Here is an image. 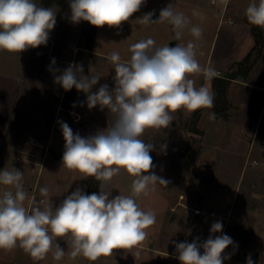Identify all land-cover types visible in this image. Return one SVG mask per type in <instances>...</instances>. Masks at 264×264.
Masks as SVG:
<instances>
[{
    "label": "clouds",
    "instance_id": "clouds-1",
    "mask_svg": "<svg viewBox=\"0 0 264 264\" xmlns=\"http://www.w3.org/2000/svg\"><path fill=\"white\" fill-rule=\"evenodd\" d=\"M145 2L70 0V20L74 24L86 21L95 27L119 28ZM153 15L154 10L137 20L142 25L166 22L176 41L182 39L191 23L183 12L175 10L173 3L160 10L158 20L153 21ZM245 16L250 24L264 28V0L250 3ZM55 24L54 8L38 6L35 0H0V51L21 53L46 45ZM189 31L195 40L202 39L201 27L192 26ZM196 49L197 44L191 40L186 46L177 43L174 47H157L154 39L147 38L130 45L127 61H122L120 53L114 51L106 59L114 65L115 86L110 90L103 84L96 92L91 89L101 76L85 75L83 66L77 64L60 71L52 67L56 63L53 58L49 71L60 73L54 76L55 83L65 91L75 88L87 93L90 110L99 106L111 115L106 129L87 137L74 134L67 123L58 122L65 141L62 166L83 177H94L100 191L87 195L78 187L53 208L49 189L41 187V203L45 206L28 209L24 203L28 195L23 172L15 167L0 170V185L6 189L0 196V249L11 251L19 246L34 261H41L55 247V261L67 255L95 262L100 257L112 256L114 249L137 248L147 239L146 230L156 223V214L144 210L138 199L149 196L157 185L167 187L169 181L151 171L154 165L150 153L156 146L146 143L142 136L147 129L169 128L173 114L180 110L191 114L214 107L212 89L206 84L197 86L192 77L202 75L210 81L218 78L220 72L212 65L202 66ZM208 118L215 120L216 113L209 112ZM160 148L164 151L166 145ZM121 170L134 178L131 195L110 198L112 180ZM222 228V223L215 222L211 233H220ZM58 238H67L70 251L60 247ZM198 241L199 237L191 243L175 245L180 264H223L230 258L222 255L234 243L228 235H210L203 243ZM246 264H253L251 256Z\"/></svg>",
    "mask_w": 264,
    "mask_h": 264
},
{
    "label": "rangeland",
    "instance_id": "rangeland-1",
    "mask_svg": "<svg viewBox=\"0 0 264 264\" xmlns=\"http://www.w3.org/2000/svg\"><path fill=\"white\" fill-rule=\"evenodd\" d=\"M169 3H173L175 10L183 12L191 21L184 30L182 39L177 43L186 46L190 40L193 41L197 44V60L201 65L206 62L217 28L214 20V11L217 8L215 3L212 0H146L140 10L134 13L129 21L123 22L119 28L107 25L95 27L89 24L85 29L87 34L84 42L90 49L77 51L72 64L82 65L85 75L101 76L99 82L91 89L92 92L98 91L103 84H107L110 90L115 86L114 65L106 59L110 53L119 52L122 61H127L130 58L128 51L130 45L147 38L154 39L157 47L166 44L170 47L176 46L172 44L174 33L166 22L142 25L137 20L153 10L160 13V10ZM227 19L228 16L224 18L225 22H228ZM192 26L203 29L202 39L195 40L192 37L189 31ZM219 40L218 47L212 52L214 59L219 52L221 39ZM27 52L26 50L18 53V56ZM56 54L57 51L53 53L51 51V58L42 59L38 64L39 59L34 58L35 53H32L27 72L30 73L33 69L35 72L37 70L40 72L42 69L40 66H45L49 71L52 66V56ZM55 62L52 67L60 71L68 67L64 63ZM238 69L237 63L231 71L223 75L228 76ZM33 77L34 81L30 89L34 94L37 91L39 93V98L35 99L33 107L41 109L43 114L28 115L25 122L29 123L32 118H36L42 128L46 124L52 125V120H56L61 156L65 141L58 122L67 123L70 128L74 126L73 133H79L82 137L94 135L106 129L111 123V115L106 108L101 110L97 106L90 110L87 107V93L77 91L75 88L65 91L59 84L49 83L44 74L38 77V82L35 80L36 77ZM192 78L197 86L207 85L203 83L202 75ZM27 85L29 87V84ZM25 87L26 84H23V92ZM228 89L220 100L214 99V105L219 109L215 120H210L208 113H216V108L202 109L198 118L195 112L188 114L183 110L173 114L176 118L172 122V127L182 128L186 132V146L183 151L169 155L170 148L167 146L161 151L164 128L159 129L160 139L155 142L149 140V135L154 133V129L146 130L144 141L154 143L156 146V150L150 153L154 165L151 171L169 181L167 187L157 185L149 196L138 199L144 210H152L156 214L155 228L146 230L147 239L137 248L114 249L112 256L100 257L92 262L93 264H100L102 260L104 264H154L153 253L156 250H159L157 254L161 258L167 255L175 257L177 243L184 241L191 243L197 237H199L198 242L203 243L210 235L215 238L222 234L228 235L234 242L222 254L230 256L223 261V264H246L247 258L255 252L259 254V261L253 264H264V112L258 124L251 129L236 124L233 116H237V99L234 97L235 93L229 95ZM76 96L82 100L85 97L84 109L79 108L81 114L79 123L73 120L69 111L74 106L80 105L81 99L77 100ZM157 142L162 144L156 145ZM133 179L121 170L112 180L110 198L119 194L131 195ZM41 187L49 188L50 195L55 191V194L65 197L78 187L87 195L99 194L100 191L99 182L94 177H83L79 172L70 170L63 172L58 180L47 178L46 175ZM215 222L222 223V232L211 233V226ZM66 240L67 238H58L57 243L65 251H70ZM54 251L55 247L40 264H89L90 262L85 261L83 256L71 258L67 255L62 260L55 261ZM202 253L203 249H201ZM2 264L36 263L30 255L29 257L21 255L19 259L8 258Z\"/></svg>",
    "mask_w": 264,
    "mask_h": 264
},
{
    "label": "crops",
    "instance_id": "crops-1",
    "mask_svg": "<svg viewBox=\"0 0 264 264\" xmlns=\"http://www.w3.org/2000/svg\"><path fill=\"white\" fill-rule=\"evenodd\" d=\"M35 2L44 8H54L56 24L49 33L47 44L35 49L29 48L27 51L30 54L27 52L18 56V53L0 51V170L15 167L22 171L24 174L23 186L28 195V199L24 202L25 207L31 209L33 206H39L43 209L45 205L41 201L44 198L40 196L39 188H41L44 177L47 175V178L58 180L63 172L68 170L62 166V156L59 153L61 144L60 138L57 137L59 129L56 120H52V125L46 124L42 128L36 118H32L29 123H26L25 120L28 115L43 114L41 109L38 110L33 107L35 99L39 98L38 91L34 94L30 89L34 81L33 76L38 82V77L44 74L49 83L56 85L54 76L60 73L48 71L45 66H40L42 68L40 72L38 70L35 72L33 69L28 73L27 69L32 53H35L34 58L39 59V64L42 59L51 58V51L52 53L57 51L52 59L54 58L55 61L69 66L73 63L77 51L89 50L90 47L86 46L84 42L85 29L89 23L86 21L75 24L71 22L70 0H35ZM252 2L258 3V0H226V3L223 0H215L213 2L217 7L214 11L217 28L208 59L202 66H214L220 72L219 77H225L223 74L231 71L237 63L244 60L256 45L253 25L247 21L243 14ZM226 16H228L227 21L231 19L233 22H225ZM262 33L264 37V28H262ZM219 39H221L219 52L214 59L212 52L213 49L215 52L218 47ZM203 83H207V86L213 91L214 79L210 81L203 79ZM23 84H26L25 92L22 91ZM228 88L229 95L232 92L235 93L234 97H236L238 104L237 116H233L234 122L246 129L256 126L264 112V45L259 59L249 73L242 79H232ZM84 98L82 100L76 96L77 100L81 99L80 107L74 106L79 115H81L79 108L84 109ZM177 115L180 114L177 113ZM71 129H74V126ZM163 130V145L170 148L168 150L169 155L183 151L186 146L185 130L179 127L173 128L172 124ZM145 133L142 136L143 140ZM149 138L153 142L158 141L160 139L159 129H154V133L150 134ZM160 144L162 143H156V145ZM5 190V186L0 185V196ZM52 192L53 195L49 194V198L53 208L57 207L68 196H61L55 194V191ZM151 228L154 229L155 224ZM156 251L153 253L154 264H157V260L162 258L167 261V264H180L177 256L167 255L161 258L157 254L159 250ZM21 255L22 257L25 255L29 257L19 246L11 251L0 249V264L8 258L19 259ZM40 262L42 261H35L36 264H40ZM89 264L93 263L89 262ZM100 264H104V260Z\"/></svg>",
    "mask_w": 264,
    "mask_h": 264
},
{
    "label": "trees",
    "instance_id": "trees-1",
    "mask_svg": "<svg viewBox=\"0 0 264 264\" xmlns=\"http://www.w3.org/2000/svg\"><path fill=\"white\" fill-rule=\"evenodd\" d=\"M254 32H255V36H256V45L253 49V51L251 53H249L244 60L240 61L238 63L239 69L233 73H231L228 76L225 77H218V78H214V88H213V92H214V96L215 98L219 99L224 96L226 94V91L228 89L229 84L231 83L232 79H242L244 78L249 71L251 70V68L253 67V65L255 64V62L259 59L262 49H263V45H264V37H263V33H262V28L254 26ZM85 34H87V32H85ZM216 106L214 105L213 109H215ZM200 111L201 110H197L195 112V115L197 116V118L200 115ZM216 114H219V109L216 108L215 109Z\"/></svg>",
    "mask_w": 264,
    "mask_h": 264
},
{
    "label": "water",
    "instance_id": "water-1",
    "mask_svg": "<svg viewBox=\"0 0 264 264\" xmlns=\"http://www.w3.org/2000/svg\"><path fill=\"white\" fill-rule=\"evenodd\" d=\"M159 19V13H156L154 12V15L152 16V20L155 21ZM177 41L176 40H173L172 41V44L173 45H176ZM251 259L254 263H258L259 261V254L257 252H255L254 254H252L251 256ZM157 264H167V261L166 260H163V259H159L157 260Z\"/></svg>",
    "mask_w": 264,
    "mask_h": 264
},
{
    "label": "built area",
    "instance_id": "built-area-1",
    "mask_svg": "<svg viewBox=\"0 0 264 264\" xmlns=\"http://www.w3.org/2000/svg\"><path fill=\"white\" fill-rule=\"evenodd\" d=\"M228 22H233V20L229 19ZM70 113L73 115V120L75 122H80L81 121V116L77 113V111L75 110V108H71L70 109Z\"/></svg>",
    "mask_w": 264,
    "mask_h": 264
}]
</instances>
